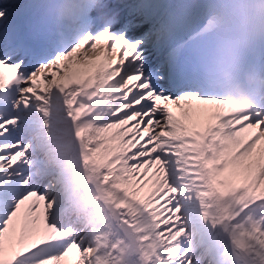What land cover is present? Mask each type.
Instances as JSON below:
<instances>
[{"label": "snow or ice", "instance_id": "snow-or-ice-1", "mask_svg": "<svg viewBox=\"0 0 264 264\" xmlns=\"http://www.w3.org/2000/svg\"><path fill=\"white\" fill-rule=\"evenodd\" d=\"M56 6L0 3V264H264V96L240 101L200 78L230 0L156 13L84 0L71 43ZM158 32L176 46L146 70ZM244 59L264 73V45ZM102 86L98 113L83 99Z\"/></svg>", "mask_w": 264, "mask_h": 264}, {"label": "clouds", "instance_id": "clouds-1", "mask_svg": "<svg viewBox=\"0 0 264 264\" xmlns=\"http://www.w3.org/2000/svg\"><path fill=\"white\" fill-rule=\"evenodd\" d=\"M84 0L53 8L58 37L79 32L78 15ZM109 14L97 11L100 25ZM213 45L201 67L200 78L212 90L248 103L264 96V73L245 62V54L264 45V0H230L212 33Z\"/></svg>", "mask_w": 264, "mask_h": 264}, {"label": "bare ground", "instance_id": "bare-ground-1", "mask_svg": "<svg viewBox=\"0 0 264 264\" xmlns=\"http://www.w3.org/2000/svg\"><path fill=\"white\" fill-rule=\"evenodd\" d=\"M70 3H72V0H67V4H70ZM140 3L151 4V0H114V3L109 8L110 9L119 10V9H124L126 5L140 4ZM64 4H66V1L64 2ZM158 6H161V7L157 8V9H153V12L154 13H156V12H164L163 11L164 10L163 6L162 5H158ZM20 19H25V17L21 16ZM150 26H152V25L149 24V23H145L136 33H134V35H140L141 33L145 32V29L150 28ZM23 30L25 31V30H27V28L25 27V28H23ZM76 35L77 34H73V33L70 34L71 37L68 35V40L66 41V43H71V38L73 39ZM170 40H173V39H170ZM147 49L149 50V51L147 50L146 53H145V55L147 56V60L150 57L152 63L153 64H157L159 62V56L156 54L157 51H158L157 48H156V45L155 44H149ZM161 84H162L163 87H167V82L166 81L161 82ZM106 97H108V96L106 95ZM61 101L62 100H60L59 102H61ZM108 102L109 101H107L104 105H102V108H107ZM32 118L38 124L40 122L42 123V121L44 120L40 116H33ZM51 119L57 121L58 125L55 128H49V131H51L53 133V135H57L58 134V130L62 127V120H63L62 114L57 112L51 117ZM48 122H50V120H48ZM38 126H39L38 127L39 130L41 132H43L44 129L42 127H40V125H38Z\"/></svg>", "mask_w": 264, "mask_h": 264}, {"label": "rangeland", "instance_id": "rangeland-1", "mask_svg": "<svg viewBox=\"0 0 264 264\" xmlns=\"http://www.w3.org/2000/svg\"><path fill=\"white\" fill-rule=\"evenodd\" d=\"M3 2V0H0V3H2ZM111 2H112V0H108V3H110L111 4ZM113 3V2H112ZM72 39V38H71ZM148 50V49H147ZM149 60V61H148ZM148 60H147V65L145 66V68H146V70H153V69H155V68H157L159 65H160V63L159 64H152V65H150V62H151V58H148ZM161 60V59H160ZM150 65V66H149ZM155 67V68H154ZM58 102V100H56V98H55V96H53L52 97V100H51V104H50V110H53L54 108H53V105H55L56 103ZM101 104L102 103H100V104H95L94 106H101ZM63 114H64V112H62ZM33 114H38L37 112H33ZM50 124L52 125V126H56V122H50ZM50 125V126H51Z\"/></svg>", "mask_w": 264, "mask_h": 264}]
</instances>
